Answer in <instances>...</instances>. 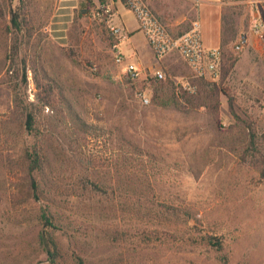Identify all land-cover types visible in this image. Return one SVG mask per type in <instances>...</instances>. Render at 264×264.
Instances as JSON below:
<instances>
[{"label":"rangeland","instance_id":"374dc122","mask_svg":"<svg viewBox=\"0 0 264 264\" xmlns=\"http://www.w3.org/2000/svg\"><path fill=\"white\" fill-rule=\"evenodd\" d=\"M143 1L173 28L193 18V0ZM0 8V264H49L36 243L44 196L35 200L26 178L28 111L51 137L42 177L63 212L57 233L69 261L78 253L89 264H264V36L251 32V0H225L227 50L238 60L224 82L190 78L180 54L136 61L162 67L166 79L131 82L99 0H0ZM243 33L249 42L237 51ZM36 76L63 92L57 129L47 121L57 110H40ZM77 117L89 126L80 144ZM85 177L102 189L87 191Z\"/></svg>","mask_w":264,"mask_h":264},{"label":"trees","instance_id":"16d2710c","mask_svg":"<svg viewBox=\"0 0 264 264\" xmlns=\"http://www.w3.org/2000/svg\"><path fill=\"white\" fill-rule=\"evenodd\" d=\"M125 4H127L126 0H122ZM24 6H19L16 11H12L11 22L15 27H20V22L18 19L22 17L24 12ZM0 14H2V10L0 8ZM230 36H226L223 29V40L221 48L223 50V62L221 65V76L220 81L224 82L226 77L230 73L231 69L234 67L235 63L238 60V57L233 53L227 50V46L231 41ZM36 86L39 89L38 102L40 106V110H44L47 107H50L52 110L56 109V115H52V117L48 116L47 121L50 123L54 129L58 128V124L56 122V118L59 122H61L62 118L57 117L59 115L63 116L65 113L64 102L63 105L58 102V105L55 104V92L58 93L60 99L64 101L62 90H55V88H59L57 84H52L49 81H45L43 78H39L36 76ZM156 82V81H153ZM162 82V81H159ZM162 85V84H161ZM159 84L154 85L155 95H157ZM217 90V86L215 85ZM221 90V88H220ZM183 97H186V93H181ZM229 96V104L231 110L236 118H239L237 112L235 111V104L232 101V98ZM219 105L220 102L217 99L216 103H214L213 112L215 114V118L217 123H220L219 116ZM63 106V107H62ZM27 109V108H26ZM37 115L34 111H28L25 114V128L28 134L34 138L33 143L29 144L25 147L24 155L26 159V163L28 165V192L35 199L40 200L42 196H44L43 200L45 205L41 208L40 213L38 214V220L41 222V229L38 233L36 243L37 246L46 253L49 264H89L83 256L78 253H73L71 257V261H69V257L67 256V252H65L63 245L58 236L57 230H60L58 222H60L63 218V212L60 209V206L55 203V199L53 198L52 190H50L48 186V181L42 177V173L44 171V161L48 157V145L51 137L49 134L43 133L38 124ZM251 130L252 136V145H256V131L253 127L249 126ZM73 130L75 134L74 142L80 144L86 138V132L89 130V126L79 117L74 121ZM82 160V159H80ZM83 163L86 162V169L89 168V161L83 159ZM261 176L264 178V158L262 159V167H261ZM92 187L88 186L89 179L87 177L84 178V188L87 191H96L102 189V185L96 181H90Z\"/></svg>","mask_w":264,"mask_h":264},{"label":"built area","instance_id":"2783aa9c","mask_svg":"<svg viewBox=\"0 0 264 264\" xmlns=\"http://www.w3.org/2000/svg\"><path fill=\"white\" fill-rule=\"evenodd\" d=\"M139 24V29L144 33L149 46L158 60H162L174 52H178L186 61L192 79L217 81L221 76V65L223 62V50L221 47L207 48L202 39L201 22L192 20L188 28L180 33L173 34L167 25L161 21L143 0H126ZM109 0H99V14L109 17L108 25L111 35L116 39L115 61L124 66V72L133 83L147 81H163L166 79L164 69L156 64H150L144 68L141 64L129 60V58L118 50V46L128 36L126 29L113 20V9ZM253 5V16L251 18L252 34L264 36V14L262 0H251ZM249 42V34L243 33L235 49L242 50ZM188 88L193 90L196 85L187 83ZM136 96L143 104H150L151 98L146 89L137 88Z\"/></svg>","mask_w":264,"mask_h":264},{"label":"crops","instance_id":"0c3cea01","mask_svg":"<svg viewBox=\"0 0 264 264\" xmlns=\"http://www.w3.org/2000/svg\"><path fill=\"white\" fill-rule=\"evenodd\" d=\"M93 1L96 2L97 0ZM112 1L115 7V23L123 26L128 33V37L120 43L118 50L124 53L129 60L135 62L140 61L144 63L146 61L149 63L152 60H158L154 56L145 35L139 29L134 12L122 0ZM189 10L193 18L189 20L185 16L184 21L179 22L175 27L176 29L170 23L167 24L161 20L173 34H177L180 33L181 23H190L192 20L198 19L201 22L202 39L205 47H221L224 29L225 0H193L189 4ZM176 54L179 53L174 52L167 57L169 58Z\"/></svg>","mask_w":264,"mask_h":264}]
</instances>
